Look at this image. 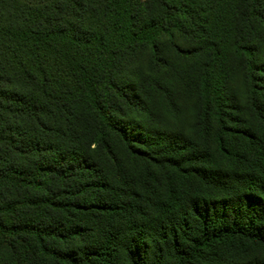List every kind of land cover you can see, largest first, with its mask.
I'll list each match as a JSON object with an SVG mask.
<instances>
[{"label": "trees", "instance_id": "1", "mask_svg": "<svg viewBox=\"0 0 264 264\" xmlns=\"http://www.w3.org/2000/svg\"><path fill=\"white\" fill-rule=\"evenodd\" d=\"M263 55L264 0H0V264L264 250Z\"/></svg>", "mask_w": 264, "mask_h": 264}, {"label": "rangeland", "instance_id": "2", "mask_svg": "<svg viewBox=\"0 0 264 264\" xmlns=\"http://www.w3.org/2000/svg\"><path fill=\"white\" fill-rule=\"evenodd\" d=\"M263 59H264V55H263ZM235 88L239 92V94L242 97V99H244V97H245V88L243 87L241 82H238L236 84ZM187 115H188V121L190 123H193L194 114H193V111H191V107H190V110L188 111ZM261 258H264V250L251 251L249 253L240 255L239 257H236L234 259V261L236 263H239V264H251V263H253L256 260L261 259Z\"/></svg>", "mask_w": 264, "mask_h": 264}]
</instances>
